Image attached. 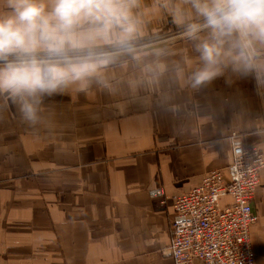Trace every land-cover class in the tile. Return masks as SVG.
I'll list each match as a JSON object with an SVG mask.
<instances>
[{
  "label": "crops",
  "instance_id": "obj_1",
  "mask_svg": "<svg viewBox=\"0 0 264 264\" xmlns=\"http://www.w3.org/2000/svg\"><path fill=\"white\" fill-rule=\"evenodd\" d=\"M39 2L52 10L53 0ZM154 4L134 10L142 24L133 39L95 43L108 63L85 87L30 99L34 122L0 94L1 264H173L164 252L175 198L207 173L227 177L236 145L264 149V88L252 75L228 67L195 85L203 62L192 39L132 48L185 26ZM9 11L0 0V15ZM162 186L165 199H154ZM253 208L264 264V171Z\"/></svg>",
  "mask_w": 264,
  "mask_h": 264
},
{
  "label": "clouds",
  "instance_id": "obj_2",
  "mask_svg": "<svg viewBox=\"0 0 264 264\" xmlns=\"http://www.w3.org/2000/svg\"><path fill=\"white\" fill-rule=\"evenodd\" d=\"M157 5L195 42L203 62L193 73L195 85L231 67L264 88V0H155ZM7 6L11 11L0 15V94L18 100L22 116L33 122L30 99L70 84L85 87L108 63L92 50L95 43L116 34L129 41L142 24L134 11L142 0H53L49 12L39 0H7Z\"/></svg>",
  "mask_w": 264,
  "mask_h": 264
},
{
  "label": "built area",
  "instance_id": "obj_3",
  "mask_svg": "<svg viewBox=\"0 0 264 264\" xmlns=\"http://www.w3.org/2000/svg\"><path fill=\"white\" fill-rule=\"evenodd\" d=\"M263 171L264 149L236 145L227 177L222 170L207 173L198 187L175 198L173 241L164 255L173 264H256L253 201ZM166 195L164 186L151 192L154 199Z\"/></svg>",
  "mask_w": 264,
  "mask_h": 264
},
{
  "label": "rangeland",
  "instance_id": "obj_4",
  "mask_svg": "<svg viewBox=\"0 0 264 264\" xmlns=\"http://www.w3.org/2000/svg\"><path fill=\"white\" fill-rule=\"evenodd\" d=\"M179 39H190L186 34V26L181 27V28H169L166 31L159 32L155 35L148 36L143 39H139L137 43L132 44L131 46L132 48L138 47L139 49H146V48L153 47L155 45H162V44H166L171 41H178ZM102 51L104 50H100L99 52L102 53ZM9 59H14V57H9ZM3 63H5V61H0V64H3Z\"/></svg>",
  "mask_w": 264,
  "mask_h": 264
}]
</instances>
